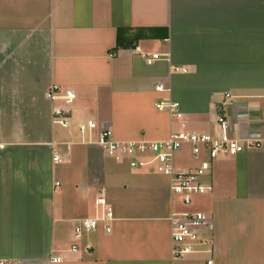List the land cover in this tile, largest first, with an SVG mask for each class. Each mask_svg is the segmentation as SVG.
<instances>
[{"label":"crops","instance_id":"0c3cea01","mask_svg":"<svg viewBox=\"0 0 264 264\" xmlns=\"http://www.w3.org/2000/svg\"><path fill=\"white\" fill-rule=\"evenodd\" d=\"M154 54L167 60L150 66ZM54 85L77 95L65 129L46 98ZM159 98L182 118L159 112ZM220 118L261 147L220 157L204 179L213 192L189 208L153 166L132 168L97 144L103 130L122 143L214 135ZM203 160L185 146L173 163ZM101 196L111 232L76 242ZM183 212L212 219L214 264H264V0H0V260L171 264L170 218Z\"/></svg>","mask_w":264,"mask_h":264},{"label":"built area","instance_id":"2783aa9c","mask_svg":"<svg viewBox=\"0 0 264 264\" xmlns=\"http://www.w3.org/2000/svg\"><path fill=\"white\" fill-rule=\"evenodd\" d=\"M146 63L150 66L156 62L165 61L167 57L161 54L144 56ZM173 74H185L184 68L173 67ZM159 94H168L171 89L163 84L155 87ZM46 98L52 103H60L53 109V123L62 128H68L71 119V106L77 99V95L70 89L60 86H52ZM226 98H231L226 95ZM159 112L169 114L173 118L181 119L180 105L176 102L159 98L155 103ZM216 134H190L180 133L172 136L164 142H116L113 140L109 130L99 132L97 144L107 154L116 160H130L132 168L154 167V172L163 175L170 180L172 194L180 199L184 207H191L194 199L213 192V187L206 185L205 177L211 172L213 164L222 156L238 155L248 149L261 147L260 142L237 140L232 137L231 123L227 118H220L216 124ZM88 129L98 130V125L89 122ZM85 131V127H81ZM185 146H190L192 153L197 158L204 157L198 168L179 169L174 166V156ZM56 163L61 158L56 154ZM99 210L95 218L85 219L79 222L74 229V239L80 241L84 234L93 233L103 226L106 232H111V223L115 220L114 210L104 196L96 201ZM172 222V259L171 264H214L212 250L214 241L212 238V219L201 212H183L173 214ZM73 251L76 246H73ZM61 257H51L49 264H60ZM0 264H23L17 260H0Z\"/></svg>","mask_w":264,"mask_h":264},{"label":"trees","instance_id":"16d2710c","mask_svg":"<svg viewBox=\"0 0 264 264\" xmlns=\"http://www.w3.org/2000/svg\"><path fill=\"white\" fill-rule=\"evenodd\" d=\"M124 33H126V32H120L119 37H118L119 38V45L120 46H123L122 41L124 40V38H123V34Z\"/></svg>","mask_w":264,"mask_h":264}]
</instances>
